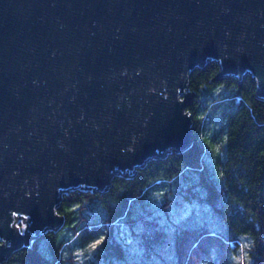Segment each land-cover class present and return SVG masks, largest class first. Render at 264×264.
<instances>
[{
    "label": "water",
    "instance_id": "water-1",
    "mask_svg": "<svg viewBox=\"0 0 264 264\" xmlns=\"http://www.w3.org/2000/svg\"><path fill=\"white\" fill-rule=\"evenodd\" d=\"M210 62L264 100V0H0V264L63 226L66 193L187 150Z\"/></svg>",
    "mask_w": 264,
    "mask_h": 264
},
{
    "label": "trees",
    "instance_id": "trees-1",
    "mask_svg": "<svg viewBox=\"0 0 264 264\" xmlns=\"http://www.w3.org/2000/svg\"><path fill=\"white\" fill-rule=\"evenodd\" d=\"M218 71V63L210 62L190 76L189 90L194 97L185 108L192 121V142L187 150H172L163 158L150 159L138 168L131 178L113 177L102 193L80 188L66 193L58 209V214L64 217V224L58 231L65 229L67 235L63 236L57 245L55 242L58 231L45 234H48L47 247L51 248L54 256H43L38 250L36 239L31 245L22 246L13 252L3 264H69L68 259L62 257V248L71 235L81 236L82 244H85L97 234L103 233L97 249H104L103 254L115 250L114 252L121 255L123 247L115 232L109 229L111 225L120 217L128 215L133 203L141 200L150 188L161 182H171L179 174L188 172L199 174L201 181L185 188L181 187L176 193L208 204L215 210L225 224L226 239L230 247H238L240 235H249L252 239L249 252L251 264H264V100L255 96V84L250 75H246L241 81L231 77L215 81L213 79ZM222 83L235 89L233 99L237 107L225 114V186L218 189L213 182L205 179L202 161L204 149L195 131L201 125L198 114L205 108L200 106L201 97L210 96L215 87ZM199 184L206 187L205 195L196 192ZM166 203H170V200L167 199L163 205H167ZM101 206L109 209L112 214L101 220H82L83 212L89 213L90 217L93 211ZM159 209H163V206L160 205ZM151 213L154 211L147 215ZM145 218L146 215H143L124 222L131 223L130 225L148 222L153 227V234L159 235L157 222ZM103 228L108 231L104 232ZM186 239L184 237L177 243L179 264H187L186 260L190 262L189 259L193 258L192 253L195 255L196 250L199 254H205V247L200 244L198 238Z\"/></svg>",
    "mask_w": 264,
    "mask_h": 264
},
{
    "label": "rangeland",
    "instance_id": "rangeland-1",
    "mask_svg": "<svg viewBox=\"0 0 264 264\" xmlns=\"http://www.w3.org/2000/svg\"><path fill=\"white\" fill-rule=\"evenodd\" d=\"M234 93L235 89L222 83L215 87L210 96H202L200 99V106L205 108L198 114L201 125L195 133L204 149L202 161L205 179L213 182L218 189L225 186L224 124L225 114L234 111L237 107L236 103L234 104ZM200 181V175L196 172L182 173L171 182H161L150 188L141 200L134 202L130 213L120 217L109 228L115 232L117 240L123 247L121 255L114 252L115 250L106 254H103L104 249L98 250V244L104 236L103 233H99L85 244H82L81 236L71 235L68 237L70 240L62 248V257L67 258L69 264H179L177 243L184 237L187 239L196 237L205 247V254H202L203 252L199 254L196 250L195 255L192 253L193 258L189 259L190 262L186 260L187 264H251L249 252L252 239L249 235H240L238 247L235 249L230 247L226 239V227L220 215L208 204L176 193L179 188H185ZM196 192L199 195H205L207 190L203 184H199ZM167 199L170 203L164 206L163 203ZM160 205L163 209L158 210ZM152 211L154 213L147 215ZM83 214L82 220L91 221L107 218L112 212L101 206L98 210H94L90 217L87 212ZM143 215H146L145 220L157 222L159 235L153 234V227L148 222H139L134 225L124 222L135 220ZM16 225L23 232L21 220H18ZM103 230L108 231L106 228ZM56 234L55 243L58 245L60 239L67 233L64 229ZM47 235L37 239L38 250L46 258H52L54 254L51 248L47 247Z\"/></svg>",
    "mask_w": 264,
    "mask_h": 264
}]
</instances>
